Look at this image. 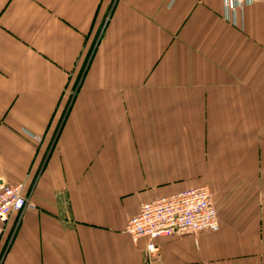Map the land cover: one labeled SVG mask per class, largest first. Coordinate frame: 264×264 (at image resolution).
<instances>
[{
    "label": "crops",
    "instance_id": "0c3cea01",
    "mask_svg": "<svg viewBox=\"0 0 264 264\" xmlns=\"http://www.w3.org/2000/svg\"><path fill=\"white\" fill-rule=\"evenodd\" d=\"M0 181V264H264V1L0 0ZM199 187L219 231L148 261L129 221Z\"/></svg>",
    "mask_w": 264,
    "mask_h": 264
},
{
    "label": "built area",
    "instance_id": "2783aa9c",
    "mask_svg": "<svg viewBox=\"0 0 264 264\" xmlns=\"http://www.w3.org/2000/svg\"><path fill=\"white\" fill-rule=\"evenodd\" d=\"M261 1L264 0H225V7L235 12ZM26 189V183L0 181V236L13 215L23 216L35 208L33 197L26 194ZM218 215L210 189L199 187L143 204L139 214L129 221L126 232L136 243L140 238H148L146 253L148 261H152L160 252L159 246L155 244L158 239L206 231L218 232Z\"/></svg>",
    "mask_w": 264,
    "mask_h": 264
}]
</instances>
